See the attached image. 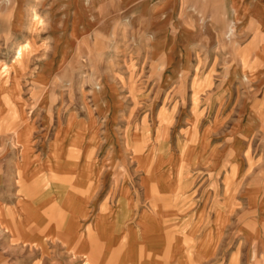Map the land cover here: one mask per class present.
Listing matches in <instances>:
<instances>
[{"label":"rangeland","instance_id":"obj_1","mask_svg":"<svg viewBox=\"0 0 264 264\" xmlns=\"http://www.w3.org/2000/svg\"><path fill=\"white\" fill-rule=\"evenodd\" d=\"M175 10L149 0H0V208L21 200L24 219L29 204L9 137L20 122L36 163L28 176L79 152L97 193L67 244L47 228L22 238L0 231V264H105L118 245L91 237L144 239L120 245L115 264H132L139 247L147 264L174 237L179 246L166 247L176 257L185 237L205 247L191 264H264V84L250 79L248 52L240 69L226 67L233 58L224 50L234 45L225 38L222 52L195 45L186 58L185 38L176 37L185 4ZM199 14L193 25L206 32Z\"/></svg>","mask_w":264,"mask_h":264},{"label":"crops","instance_id":"obj_2","mask_svg":"<svg viewBox=\"0 0 264 264\" xmlns=\"http://www.w3.org/2000/svg\"><path fill=\"white\" fill-rule=\"evenodd\" d=\"M154 5H157L160 10L163 9V6L172 5L176 6L175 13H170L171 16L177 15V8L179 9V4H185V16L183 20L184 24L178 28L176 37L185 38V57H190V54L194 49L191 46L198 45L203 48L206 46L216 47L215 49L210 50L211 52L219 51L220 44L222 39L225 38L230 44L234 45L233 50H224L226 54H229L233 60L226 62V67L228 69L238 70L241 68V53H249V62L251 67L254 68V71L249 73L250 79H256L257 83L264 84V0H149ZM204 6V10H202ZM157 13V11H156ZM195 13H200L203 15V18L207 21V31L206 32H196V29L193 25V15ZM191 23V24H190ZM209 36V41L206 43L204 37ZM230 36V37H229ZM177 42V41H176ZM17 48V52H18ZM219 49V50H217ZM239 77L243 79L242 72H234L232 76ZM247 76V75H244ZM25 127V128H23ZM9 137L12 140L11 145L15 150L17 149L18 155L16 156V161L14 163V168L16 174L18 175V191L22 192L29 204H25L26 213L23 215L24 219H21L17 215L16 210L24 207V203L21 200L16 202L15 208L6 209L3 211L0 208V231L7 230L9 232L17 230V235L22 238V235H28L29 233H40L46 228L51 230L52 238L59 239L63 244L69 243V240L72 237H68L69 227L73 226L75 220H78L79 214L82 215V211L86 208L84 207V201L87 200L88 194L90 195V202L93 209L96 207V195L91 193V187L94 186L93 179L89 177H84L83 173L78 168L79 155L78 152L76 155H72L70 151L63 152L62 155L54 156V163L51 165L50 172H46L43 176L35 175L37 169H34L33 174L30 176L31 167L36 164L34 161H31L30 154V139L28 128L26 125L21 122L17 125L13 124V127L9 129ZM30 167V168H29ZM76 168V169H74ZM78 168V170H77ZM70 175L71 178L68 176ZM90 182V186L86 185L84 181ZM71 182V183H70ZM44 183V184H43ZM54 183V184H53ZM88 183V182H87ZM44 186V189L39 191V188ZM90 188V189H88ZM50 196V197H49ZM51 198L53 200L49 201ZM109 198V197H108ZM108 200V199H107ZM102 207V213H105L106 204ZM35 208L40 210V214L37 216L33 213ZM36 217V218H35ZM33 218L36 219V222H39L42 219H47L44 225L39 223L32 224H23L21 221ZM13 223V225H12ZM18 223V224H16ZM138 226V225H137ZM14 227V228H13ZM88 227V226H87ZM141 227V225H139ZM91 229L92 226H91ZM35 234V235H36ZM124 237V236H123ZM82 236L79 231L75 233L73 237L74 242L79 244L82 243ZM42 239V238H41ZM89 244H112L118 245L111 249L112 254L110 255L111 259H108L105 264H115L114 258L119 257L120 253L123 251V247L120 245L128 244V241L136 240L135 244L141 245L143 238H131L127 237L122 240V237L114 238L107 237L101 238V240L106 239L104 242L97 237L89 238ZM165 242H161L164 247L162 251L158 254L157 259L147 262V264H153L154 261H158L160 258L167 260H172L171 264H191V258H200L203 256L204 249L198 248L195 249V246H190V242L193 241L185 237L182 241L180 252V257L175 256V252H172V248L169 249L166 245H178L174 238H164ZM184 242L188 245V249H185ZM179 246V245H178ZM205 246V245H204ZM139 251L138 259L134 260L132 264H146L145 261L141 258L144 255L143 249L141 247L137 248ZM178 251V254H179ZM119 264V263H118ZM122 264V262H120ZM155 264V263H154Z\"/></svg>","mask_w":264,"mask_h":264}]
</instances>
